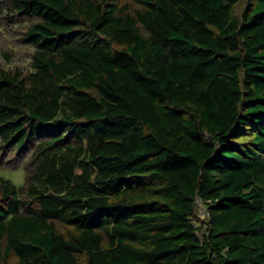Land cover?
Returning <instances> with one entry per match:
<instances>
[{
    "label": "trees",
    "instance_id": "obj_1",
    "mask_svg": "<svg viewBox=\"0 0 264 264\" xmlns=\"http://www.w3.org/2000/svg\"><path fill=\"white\" fill-rule=\"evenodd\" d=\"M132 1L0 3V264H264V0Z\"/></svg>",
    "mask_w": 264,
    "mask_h": 264
},
{
    "label": "rangeland",
    "instance_id": "obj_2",
    "mask_svg": "<svg viewBox=\"0 0 264 264\" xmlns=\"http://www.w3.org/2000/svg\"><path fill=\"white\" fill-rule=\"evenodd\" d=\"M121 5L123 4H127L128 5V10L130 12H135L136 10H140L141 6L138 5L137 3L133 2L132 0H119ZM0 3H3V0H0ZM246 3L247 0H240L234 7V14L237 17H240L241 14L243 13L245 7H246ZM5 14L3 13L2 15L0 14V23L3 24L5 22ZM21 25L18 27L19 30H23L24 29V22L20 23ZM7 30L9 33V39L11 41V44L14 45V47L17 49V53H16V57L19 59L20 57L22 58V56L25 53H28V48L24 45H22L21 43H19L18 40L15 39V36L17 34V32L13 33L14 31H12L11 29ZM26 55V54H25ZM3 160V158H2ZM1 160V161H2ZM17 164V166H16ZM18 165H21V160L17 158V156H12V160H11V164H3L0 162V174L5 176L6 178H10L16 185H20L24 182V169L23 167H21L20 169H18ZM12 166V168H11ZM205 206V205H203ZM202 210H204V208L201 206ZM206 208V207H205ZM201 219H204V217L201 215L200 216ZM60 228L61 231L65 232L67 230L66 227L64 226H58ZM7 264H17V258L14 254H9L7 259H6Z\"/></svg>",
    "mask_w": 264,
    "mask_h": 264
},
{
    "label": "built area",
    "instance_id": "obj_3",
    "mask_svg": "<svg viewBox=\"0 0 264 264\" xmlns=\"http://www.w3.org/2000/svg\"><path fill=\"white\" fill-rule=\"evenodd\" d=\"M203 205L204 204L201 200H197V216L200 217L202 215L204 218H208V211ZM201 206L204 208V210H202Z\"/></svg>",
    "mask_w": 264,
    "mask_h": 264
}]
</instances>
